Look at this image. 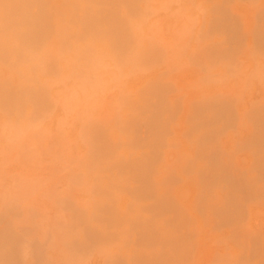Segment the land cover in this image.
<instances>
[{
  "label": "bare ground",
  "instance_id": "6f19581e",
  "mask_svg": "<svg viewBox=\"0 0 264 264\" xmlns=\"http://www.w3.org/2000/svg\"><path fill=\"white\" fill-rule=\"evenodd\" d=\"M194 1L202 6L203 10L208 8L207 10L212 13V19L208 21L210 23L205 30L206 35L222 38L211 46L207 58L210 56L214 61L229 58V61L233 55L237 57L236 52L239 49H246V43L251 40L254 41L255 49L264 53L263 24L262 28H256L257 35L253 33L255 38L250 37L251 40L242 47L249 38L245 37V31L242 30L241 22L244 19L241 18L243 20L239 23L237 18L234 19L235 14L238 17L239 12L237 14L233 11V14L235 13L233 17L229 12L230 4L240 0ZM209 1L210 6L203 7ZM149 2L150 0H64L63 4L55 6L52 0H0V73L5 74L0 75V122L4 121L12 129V126L34 122L33 119L51 110L53 103L49 100L46 87L42 83L48 75H53L56 79L64 76L61 70L63 57H70L74 64L68 77L79 76L84 68L94 67L104 59L114 62L116 69L127 75L160 61L161 51L140 40L144 29L141 25L147 23L150 13ZM55 37L60 39L57 54H53L50 49ZM22 64L28 65L27 71H20L19 67ZM168 92L169 87L162 79H154L138 98L123 99L121 97L124 96L121 95L119 100L118 96L119 101L116 102L119 105L118 110L121 111L117 113L118 119L114 125L108 126L110 123H106L107 125L104 123L103 126L89 118L91 123L88 121L87 127L83 128L84 131L81 130L87 140H84L86 148L89 147L87 158L92 165L90 167L100 168L99 170L96 168V171L100 172L95 176L96 182L92 183L91 188L90 184L89 189L83 188L85 185L80 184L83 190L92 189L93 200L96 202L93 201L91 209L87 210L85 204V209L70 207L68 210L71 211V222L67 233L64 232L67 235L64 239L66 246L63 244L64 264L75 261H83L84 264L88 258L91 262L94 257L102 260L103 254L107 252L111 254L110 249L113 250L115 245L124 246V251H118L113 256L111 254V260H108L109 256H106V260V257H103L105 264H183V262L186 264L194 252L198 235L196 230H190V227L192 228L193 224L195 227V221L200 223L201 217L209 214L215 219L216 229L228 231L236 240L234 242H238L240 250L244 249L243 253L241 252L243 255L239 257L240 261L237 262L234 258L237 263L264 264V239L250 235L255 240L246 247L244 246L246 241L241 240L243 239L241 224L244 222L245 210H248L247 205L264 198V107L258 106L259 109L256 107L252 119L254 133L245 144L246 147L244 144L242 146L253 155V166L248 174L240 175L233 174L230 160L226 159L217 145L216 126L229 127L236 121L232 102L214 99L194 107L188 118L190 131L187 138L189 141L197 142V158L209 160L213 167L211 172L201 173V183L209 193L218 187H224L227 191V199L223 206L213 205L203 195H198L195 198L198 201L195 200V204L198 206L194 214L188 208L180 206L169 191L176 182L173 175L164 184L156 179L157 166L164 149L170 144L169 125L179 110V107L171 109L168 106L166 99ZM143 122L146 123L147 135L137 137L136 134L139 132L136 124L139 126ZM19 127L23 128L22 125ZM207 129H210L211 133L207 134ZM195 165L189 162L186 169L193 170ZM59 200L62 202V199ZM4 201L5 204L7 200ZM64 201L67 202L63 199ZM69 203L73 204L70 201ZM1 206L2 209L5 207L8 209L6 205ZM17 208L16 210L12 208V212L11 209H6L11 213L0 214V264H47L44 258L46 255L43 257V250L41 251L43 248L28 245L36 251L30 256L26 255L28 249L26 250L24 245L28 244L26 239L31 234H24L25 230L22 231L23 234L17 232L19 224H23L21 221L23 218L16 224L15 217L19 215L16 214ZM22 224L20 229L23 228ZM33 226L32 224L30 227ZM198 226L197 223V229ZM32 230H35L34 227ZM225 231L220 233L224 235ZM44 233L41 234L44 236L42 242L45 237L46 239L50 237L51 240L54 238L53 233L49 237H47L49 233L47 236ZM36 234L38 235V232L34 235L37 236ZM57 234L59 235L57 238L60 239L61 233ZM247 235L246 239L249 236ZM33 237L31 239L34 240ZM57 238H54V241H58ZM39 240H36V244L37 241L41 242ZM49 242L43 244L48 245ZM33 243L35 244V241ZM55 244L58 247L59 244ZM55 244L52 245L56 247ZM128 246L133 247L135 252L124 255ZM64 250L61 249L60 252ZM24 255L30 258H25ZM58 261L60 262V258L56 264Z\"/></svg>",
  "mask_w": 264,
  "mask_h": 264
},
{
  "label": "rangeland",
  "instance_id": "374dc122",
  "mask_svg": "<svg viewBox=\"0 0 264 264\" xmlns=\"http://www.w3.org/2000/svg\"><path fill=\"white\" fill-rule=\"evenodd\" d=\"M251 1L254 0L234 1L230 4L231 9L229 8L232 17L239 12L238 17L236 14V17L234 16V19L237 18L236 20L239 23L244 19L241 23L244 29L246 26V29L244 30L242 27V30L245 31V37L249 38L246 39L247 41L244 40L242 47L246 42L255 38L254 35H257L256 32H258L256 28L259 27L260 29L264 25V0ZM63 2L64 0H52V4L55 6L61 5ZM206 3L203 6L205 8L207 5L210 6L211 2ZM201 8L202 6L197 5L194 0H150L148 21L146 20L147 23L141 25L144 29L141 32L140 40L145 41L144 44L153 45L161 51L162 58L160 61L152 63L153 65L151 64L152 66L150 65L147 68H142L141 71L139 69L136 72L138 74L127 75L117 70L114 62L104 59L94 67L84 68L81 75L68 77L74 64L70 57H63L61 61L63 69L61 68V70L65 77L62 75V77L56 79L55 76L48 75L42 83L46 87L49 100L53 103L51 110L43 115L46 117L40 116L38 117L41 118L40 120L35 118L36 121L33 119L34 122L23 123L26 126L19 124V126L22 125L25 128L16 125L17 127L12 126V129H10L11 126H7V123L0 122V205H2L1 207L6 205L8 209L5 208L7 210L11 209V212L13 211L12 208L18 207L17 213L14 211L13 215L15 217L16 214H19L18 216L21 214L20 217L16 216L15 218L17 219L16 224L23 222V224H19L20 227L22 224L23 228L21 230L20 227H17L16 230L18 233L20 232L19 234H31L26 239L28 244L24 245L26 250L28 249L27 256L36 251V249L30 248L33 244L36 248H43L41 251L43 250V257L46 255L44 258L48 262L47 264H56L59 258L61 263L58 261V264H64L62 260L66 246L64 239L67 238L64 232L67 233L71 222V211L68 210L70 207L91 209L93 203L96 202L95 199L93 200L92 189L87 191L83 188H87L89 184L91 188L96 182L95 176H98L100 172L98 171L100 168L96 167L98 169L96 171V168L92 169V165L88 162L89 147L86 148L84 141L86 139L83 137L85 135H82L81 130L84 131L83 128H86L88 121L90 124L92 119L103 126L106 123H110L108 126L114 125L118 119L116 115L121 111L118 110L119 105L116 102L118 96L119 100L121 95L125 97H121L123 99L138 98L154 79H162L168 85L169 92L166 96L168 106L171 109L179 107L169 125L168 140L170 144L163 151L162 159L157 166L156 179L164 184L171 178V175L176 178V182L169 188V191L180 206L186 207L191 213L196 214L195 210L198 205L195 204V200L198 201L195 198L198 195H203L211 204L219 206H223L227 199V191L224 187H218L215 191L209 193L202 185L201 173L203 171L211 172L213 169L212 163L207 159H198L196 155L197 142L189 141L187 138L190 131L188 118L193 113L194 107L205 101L215 99L232 102L236 121L229 127L216 126L217 145L226 159L230 160L233 174L240 175L250 172L254 158L251 152L244 147H246L245 144L255 130L252 121L255 109L256 107L259 109L258 106L264 107V53L259 49H255L254 41L251 40V42L246 43V49H239V54L236 52L237 57L233 55L229 61V58L225 59L226 61L215 60L217 62L210 56L207 58L211 46H214L222 38L206 35L205 30L210 23L208 21L212 19V13L207 10L208 8L204 10ZM233 11H235L234 14ZM261 17L262 19H260ZM206 22L208 23L206 24ZM59 41V37H55L50 45L53 54L58 53ZM247 44L250 45V48ZM241 51L244 52L241 53ZM28 68L27 64H22L19 67L20 71H27ZM140 72H143V74ZM0 75L5 76L3 73H0ZM138 123L136 129L139 133L136 131L138 133L136 136L146 137V123L143 122V124L137 126ZM206 133H211V130L207 129ZM243 144L244 147H242ZM189 162L196 164L193 170L186 169ZM92 170H95V172ZM81 177L84 180L78 179H82ZM70 178H73V182ZM80 184H84L86 187L83 186L82 188ZM15 190L19 191L16 192ZM58 197L62 199V202L63 199L67 202L64 201L61 204V200H57ZM3 199L7 200L5 204ZM67 199L73 204L69 203ZM259 200L261 199L250 202L251 204L249 203V207L247 205L246 208L248 210H245L244 222L242 221L241 224V231L243 228L242 232L244 234L240 233L243 238L241 239L242 242L246 241L245 244L243 243L245 247L255 240L250 235L257 236L258 239H264V198L261 201ZM75 203L77 205H74ZM64 204L67 206H61ZM5 208H0V214H7L8 211ZM210 215L205 216V219L201 217L202 221L200 223L198 219V222L193 221L196 226L194 227L193 224L192 228L190 227V230H196L198 234H196L197 242L194 249L196 254L193 252L195 259L192 254L190 257L193 259H188L186 264H239L240 262H237L240 261L239 257L243 255L244 249L241 248L240 250L238 242H234L236 240L228 231L217 230L214 226L215 219ZM27 219H29L28 222H25ZM197 223L199 226L202 225L198 226V229ZM206 223L208 224L206 225ZM32 224L35 229L32 231L37 230V236L34 235L36 232L31 231L33 227L30 226ZM28 227L30 230H27ZM43 231L46 234L49 233L48 236ZM213 231H216V233ZM223 231H225L224 235L222 234ZM42 232L47 237L53 233L54 238L59 236L57 233H61L60 239H56L58 241H54V238H52L53 241L50 237L47 238L50 241L49 244H59V250L56 244V247L52 244H43L48 241L45 237L42 242L44 237L41 235ZM226 233L227 236H225ZM246 235L248 236L247 239ZM32 237L34 240L31 239ZM37 237H41L40 240L36 239ZM250 237L253 239L251 240ZM36 240L41 241L42 244L38 241L36 244ZM30 241L32 243H29ZM118 246L115 245L113 250L110 249L112 256L118 251H124V246V248L119 246L122 248H119L120 250ZM61 249L64 251L60 252ZM134 252L133 247L128 246L124 255H131ZM107 253L103 254L104 258L111 256L109 252ZM238 253L240 254L238 255ZM27 256L25 258H30ZM103 257L102 260L99 257V260L94 257L91 262L88 261V258L84 261V264H87V262L88 264H105L107 257L105 260ZM108 260H111V257ZM75 262L71 264H83V261Z\"/></svg>",
  "mask_w": 264,
  "mask_h": 264
}]
</instances>
